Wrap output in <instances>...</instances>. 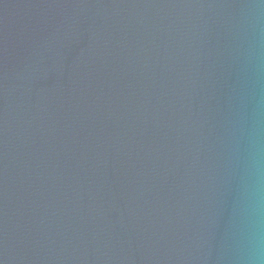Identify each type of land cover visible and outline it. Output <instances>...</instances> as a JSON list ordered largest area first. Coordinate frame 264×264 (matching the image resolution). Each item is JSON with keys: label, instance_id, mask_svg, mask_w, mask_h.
<instances>
[{"label": "water", "instance_id": "water-1", "mask_svg": "<svg viewBox=\"0 0 264 264\" xmlns=\"http://www.w3.org/2000/svg\"><path fill=\"white\" fill-rule=\"evenodd\" d=\"M0 264H264V0H0Z\"/></svg>", "mask_w": 264, "mask_h": 264}]
</instances>
